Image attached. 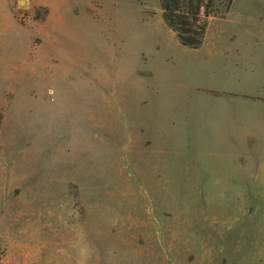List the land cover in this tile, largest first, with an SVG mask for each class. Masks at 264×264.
I'll return each instance as SVG.
<instances>
[{
	"label": "rangeland",
	"instance_id": "obj_1",
	"mask_svg": "<svg viewBox=\"0 0 264 264\" xmlns=\"http://www.w3.org/2000/svg\"><path fill=\"white\" fill-rule=\"evenodd\" d=\"M27 5L0 22V264H264L263 125L241 146L183 129L205 47L161 0H63L48 31ZM231 11L208 16L210 40L242 21L264 37V0Z\"/></svg>",
	"mask_w": 264,
	"mask_h": 264
},
{
	"label": "crops",
	"instance_id": "obj_2",
	"mask_svg": "<svg viewBox=\"0 0 264 264\" xmlns=\"http://www.w3.org/2000/svg\"><path fill=\"white\" fill-rule=\"evenodd\" d=\"M61 3L63 0H32L33 8L40 4L48 8L47 15L38 25L48 31L49 27L62 23L68 11L60 6ZM231 7L223 16L211 15L210 21L228 18ZM26 13L31 14L30 6L21 7V0H0V22L4 19L24 21L22 16ZM253 25L250 21H242V29L238 28V35L233 37L210 40L205 34L198 48L205 47L206 50L200 57L194 56L190 60V79L197 84L196 95L192 97L193 108L185 116L187 124L183 127L189 139L234 141L241 146L238 141H242L239 137L245 132L242 130L246 125L254 128L255 125H263L264 129V37L254 34ZM235 98L248 101V105L235 107L233 104L236 102L232 101ZM253 106H256L254 111ZM233 148H237L231 154L235 158L234 153L239 156L241 148L235 145ZM208 153L198 151L190 160L205 161Z\"/></svg>",
	"mask_w": 264,
	"mask_h": 264
},
{
	"label": "trees",
	"instance_id": "obj_3",
	"mask_svg": "<svg viewBox=\"0 0 264 264\" xmlns=\"http://www.w3.org/2000/svg\"><path fill=\"white\" fill-rule=\"evenodd\" d=\"M233 0H161L163 18L179 41L192 48L203 43L208 16L227 12Z\"/></svg>",
	"mask_w": 264,
	"mask_h": 264
}]
</instances>
